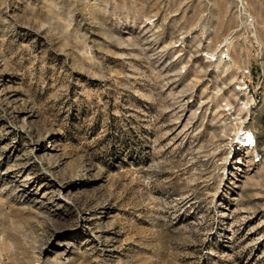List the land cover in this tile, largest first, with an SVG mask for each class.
Masks as SVG:
<instances>
[{
	"label": "rangeland",
	"instance_id": "1",
	"mask_svg": "<svg viewBox=\"0 0 264 264\" xmlns=\"http://www.w3.org/2000/svg\"><path fill=\"white\" fill-rule=\"evenodd\" d=\"M247 67L264 0H0V264H264Z\"/></svg>",
	"mask_w": 264,
	"mask_h": 264
},
{
	"label": "built area",
	"instance_id": "2",
	"mask_svg": "<svg viewBox=\"0 0 264 264\" xmlns=\"http://www.w3.org/2000/svg\"><path fill=\"white\" fill-rule=\"evenodd\" d=\"M258 77H256L253 74V71L251 67H247L246 69H243V71L240 74L238 84H237V91L245 93V95H250L251 101L254 103L255 101H264V85L259 84L257 85V80ZM228 103H225V110H230V108H227L230 106H226ZM253 133V131H251ZM254 134V133H253ZM256 137V135L254 134ZM246 140V138H245ZM248 143V141H247ZM238 148L241 150H249L250 148H253L252 146L248 147L244 142L241 144H238Z\"/></svg>",
	"mask_w": 264,
	"mask_h": 264
},
{
	"label": "bare ground",
	"instance_id": "3",
	"mask_svg": "<svg viewBox=\"0 0 264 264\" xmlns=\"http://www.w3.org/2000/svg\"><path fill=\"white\" fill-rule=\"evenodd\" d=\"M230 43V40L228 39L226 42H225V46L227 45V44H229ZM222 46H224V45H222ZM221 59H220V61H219V64H218V66H216V67H219V66H221L223 63H224V60H226V55H223V54H221ZM226 66L228 67V64H226ZM225 67V66H224ZM224 71H225V69H224ZM226 106H228V104L226 105ZM254 136V134L251 132V130L250 129H247V128H242V129H238L237 130V133H235V135H234V139L237 141V143L238 144H241V143H245L246 145H248V147H250V146H252L253 148H250L249 150L251 151V150H253L254 149V147H255V142H256V138H255V136ZM245 138H246V140H245ZM255 140V141H254ZM247 141H248V143H247ZM238 147V146H237ZM238 150V149H237ZM239 151V150H238Z\"/></svg>",
	"mask_w": 264,
	"mask_h": 264
}]
</instances>
